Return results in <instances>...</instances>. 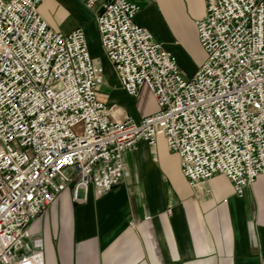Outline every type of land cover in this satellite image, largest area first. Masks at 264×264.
<instances>
[{"label":"built area","instance_id":"obj_1","mask_svg":"<svg viewBox=\"0 0 264 264\" xmlns=\"http://www.w3.org/2000/svg\"><path fill=\"white\" fill-rule=\"evenodd\" d=\"M43 0H0V264H44L30 225L70 189H114L124 154L158 136L177 153L187 184L225 176L242 196L264 175V0H204L194 21L204 61L190 77L134 23L127 0L99 6V42L122 89L144 86L156 111L115 119L98 98L103 68L81 28L61 33L38 12Z\"/></svg>","mask_w":264,"mask_h":264},{"label":"crops","instance_id":"obj_2","mask_svg":"<svg viewBox=\"0 0 264 264\" xmlns=\"http://www.w3.org/2000/svg\"><path fill=\"white\" fill-rule=\"evenodd\" d=\"M139 7L134 23L176 59L180 73L194 74L204 61L194 21L204 0H127ZM99 6L81 0H43L38 12L61 33L81 28L92 58L103 68L97 95L112 116L138 122L156 111L148 89L136 96L120 86L100 46L96 27ZM128 175L114 189L95 196L71 190L29 227L43 243L44 264H264V175L233 193L223 175L201 189L190 187L177 153L158 136L153 146L140 141L124 154Z\"/></svg>","mask_w":264,"mask_h":264},{"label":"rangeland","instance_id":"obj_3","mask_svg":"<svg viewBox=\"0 0 264 264\" xmlns=\"http://www.w3.org/2000/svg\"><path fill=\"white\" fill-rule=\"evenodd\" d=\"M42 215V214H41Z\"/></svg>","mask_w":264,"mask_h":264}]
</instances>
